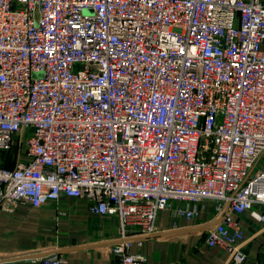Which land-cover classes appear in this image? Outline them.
Masks as SVG:
<instances>
[{
	"label": "built area",
	"instance_id": "built-area-1",
	"mask_svg": "<svg viewBox=\"0 0 264 264\" xmlns=\"http://www.w3.org/2000/svg\"><path fill=\"white\" fill-rule=\"evenodd\" d=\"M0 209L63 197L119 220V264L161 213L250 258L264 224V0H0ZM61 264V257L40 258Z\"/></svg>",
	"mask_w": 264,
	"mask_h": 264
},
{
	"label": "crops",
	"instance_id": "crops-1",
	"mask_svg": "<svg viewBox=\"0 0 264 264\" xmlns=\"http://www.w3.org/2000/svg\"><path fill=\"white\" fill-rule=\"evenodd\" d=\"M10 155L0 164L13 166ZM198 219L161 213L153 236L134 243L132 252L145 254L153 264H223L229 254L206 243L205 223L217 220L215 203L205 201ZM246 229L244 264H264V224L248 214L239 217ZM119 220L89 211L85 199L63 197L40 207L19 204L13 211L0 209V264H43L42 257H61V264H119L113 254ZM50 254L22 258L27 254Z\"/></svg>",
	"mask_w": 264,
	"mask_h": 264
},
{
	"label": "water",
	"instance_id": "water-1",
	"mask_svg": "<svg viewBox=\"0 0 264 264\" xmlns=\"http://www.w3.org/2000/svg\"><path fill=\"white\" fill-rule=\"evenodd\" d=\"M46 255H50V254H41V253H38V254H27V255L22 256V258H35V257L46 256Z\"/></svg>",
	"mask_w": 264,
	"mask_h": 264
}]
</instances>
